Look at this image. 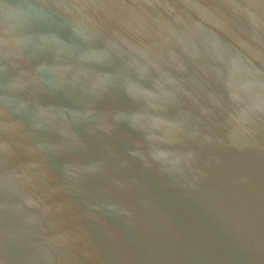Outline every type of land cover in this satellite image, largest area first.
<instances>
[{"label": "water", "instance_id": "95a60500", "mask_svg": "<svg viewBox=\"0 0 264 264\" xmlns=\"http://www.w3.org/2000/svg\"><path fill=\"white\" fill-rule=\"evenodd\" d=\"M0 264H264V0H0Z\"/></svg>", "mask_w": 264, "mask_h": 264}]
</instances>
